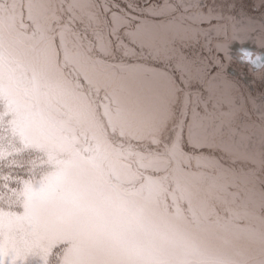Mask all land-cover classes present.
<instances>
[{"label": "snow or ice", "instance_id": "obj_1", "mask_svg": "<svg viewBox=\"0 0 264 264\" xmlns=\"http://www.w3.org/2000/svg\"><path fill=\"white\" fill-rule=\"evenodd\" d=\"M250 39L264 0H0V264H264Z\"/></svg>", "mask_w": 264, "mask_h": 264}, {"label": "flooded vegetation", "instance_id": "obj_2", "mask_svg": "<svg viewBox=\"0 0 264 264\" xmlns=\"http://www.w3.org/2000/svg\"><path fill=\"white\" fill-rule=\"evenodd\" d=\"M251 3H259V0H252ZM256 17L257 19H259V13L256 14ZM253 35L259 36V33L257 32ZM233 47L236 48L239 47V45H234ZM244 47L250 48L254 52L264 54V49L258 47L256 40L250 39L244 44ZM235 67L237 68L234 69ZM229 71L232 75L236 76L237 78L242 77V91H250L254 96L258 95L261 92H264V80H261L257 75L261 71V69L246 64H238V62H236L231 64Z\"/></svg>", "mask_w": 264, "mask_h": 264}, {"label": "bare ground", "instance_id": "obj_3", "mask_svg": "<svg viewBox=\"0 0 264 264\" xmlns=\"http://www.w3.org/2000/svg\"><path fill=\"white\" fill-rule=\"evenodd\" d=\"M252 0L249 1V4H251Z\"/></svg>", "mask_w": 264, "mask_h": 264}, {"label": "rangeland", "instance_id": "obj_4", "mask_svg": "<svg viewBox=\"0 0 264 264\" xmlns=\"http://www.w3.org/2000/svg\"><path fill=\"white\" fill-rule=\"evenodd\" d=\"M248 2H249V0H248ZM239 64V63H238ZM241 67H243V66H241ZM237 67H235L234 69H236Z\"/></svg>", "mask_w": 264, "mask_h": 264}]
</instances>
